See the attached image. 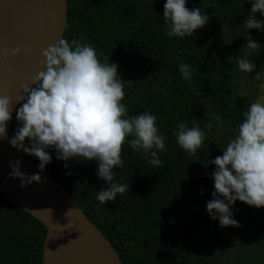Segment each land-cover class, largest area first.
Returning <instances> with one entry per match:
<instances>
[{"label": "trees", "instance_id": "16d2710c", "mask_svg": "<svg viewBox=\"0 0 264 264\" xmlns=\"http://www.w3.org/2000/svg\"><path fill=\"white\" fill-rule=\"evenodd\" d=\"M66 1L63 38L88 43L102 63L118 65L127 117L155 114L167 151L158 153L164 165L155 167L126 140L123 167L113 169V183L123 182L129 189L106 204L96 199L108 186L97 175L96 161L59 160L50 148L47 173L111 243L122 264H264V207L237 200L231 211L239 227L223 228L206 207L215 191L210 161L223 155L252 102L238 97L237 86L264 75V29L248 30L242 23L250 0H187L189 10L199 7L209 21L184 38L165 35L166 0ZM255 18L264 21L260 13ZM247 34L257 49L243 47ZM240 58H249L256 68L239 72ZM181 63L195 69L191 82L182 78ZM211 114L222 121L216 124ZM180 122L206 131L194 155L176 143L173 133ZM208 122L216 126L207 130ZM20 126L15 114L12 137ZM25 145L30 147V141ZM25 155L39 165L38 158ZM46 233L40 222L0 194V264H42Z\"/></svg>", "mask_w": 264, "mask_h": 264}, {"label": "clouds", "instance_id": "9594fccd", "mask_svg": "<svg viewBox=\"0 0 264 264\" xmlns=\"http://www.w3.org/2000/svg\"><path fill=\"white\" fill-rule=\"evenodd\" d=\"M186 2L166 0L163 19L167 37H192L207 25L209 16L199 7L189 10ZM250 2L248 19L242 23L248 30L264 29V21L255 18L256 13L264 16V0ZM245 40L243 47L246 49L259 47L249 34ZM22 51L27 53L31 48L27 45L11 50L0 47V63H6ZM41 54V70L21 85L23 95L17 96L15 104L11 97L0 95V140L7 139V123L15 110L21 126L9 143L38 158L41 172L51 162L52 157L47 151L50 148L55 149L59 160L96 161L98 177L108 182L105 189L96 193L101 204L115 201L117 194H124L129 189L123 182L116 180L113 183V169L123 167L121 151L126 140L134 151H142L151 165H164L158 153L167 151L166 137L159 132L157 117L148 111L127 117L128 109L121 103L125 96V81L117 64L102 63L94 47L75 39L60 38ZM231 58H228L229 62ZM237 65L238 71L245 73L256 68L249 58L238 59ZM194 71L188 64L179 65L185 81H192ZM253 78L261 80L262 73ZM16 104L21 106L15 108ZM243 117L238 133L222 150L223 155L210 161L215 165L211 175L215 191L206 207L209 216L213 220L219 219L222 228L239 227L231 211L237 200L256 208L264 207V97L251 102ZM211 120L219 124L222 117L211 114ZM216 124L208 122L205 129L211 130ZM173 135L176 143L189 155H194L206 139V131L199 125L188 127L184 122L176 125ZM26 139L30 141V147L25 145ZM21 163L19 159L9 161L10 178L20 179L21 187L44 182L39 173L31 176L22 173ZM65 167H68L67 163ZM67 226L73 227L70 222Z\"/></svg>", "mask_w": 264, "mask_h": 264}, {"label": "water", "instance_id": "95a60500", "mask_svg": "<svg viewBox=\"0 0 264 264\" xmlns=\"http://www.w3.org/2000/svg\"><path fill=\"white\" fill-rule=\"evenodd\" d=\"M66 26V0H0V47L31 48L0 63V95L11 97L15 104L17 96L23 95L21 85L41 70L42 50L63 38ZM15 114L13 110L7 123V139L0 140V194L46 228L42 264H122L111 243L65 188L11 146ZM17 159L22 173H39L44 182L21 187L20 179L10 178L9 161Z\"/></svg>", "mask_w": 264, "mask_h": 264}, {"label": "rangeland", "instance_id": "374dc122", "mask_svg": "<svg viewBox=\"0 0 264 264\" xmlns=\"http://www.w3.org/2000/svg\"><path fill=\"white\" fill-rule=\"evenodd\" d=\"M238 97L240 99L250 100L254 102L258 97H264V75L261 80H254L253 82L241 81L237 86ZM234 244L231 247L230 252L235 250Z\"/></svg>", "mask_w": 264, "mask_h": 264}]
</instances>
